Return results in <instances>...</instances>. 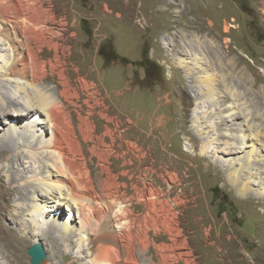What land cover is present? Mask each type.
Listing matches in <instances>:
<instances>
[{
    "label": "rangeland",
    "instance_id": "rangeland-1",
    "mask_svg": "<svg viewBox=\"0 0 264 264\" xmlns=\"http://www.w3.org/2000/svg\"><path fill=\"white\" fill-rule=\"evenodd\" d=\"M30 4L35 22L59 26L58 43L70 48L73 53L70 62L90 81L84 76L88 74L108 99L107 112L111 118L123 123L132 121L129 129L121 125L118 130L124 138H116L113 143L107 139L105 145L99 146L101 157L88 153L87 149L95 144L88 142L79 160L75 159L77 162L84 159L81 163L90 172L92 182L100 168H108L119 183L118 192L130 197L133 188H141V174L146 170V181L152 187L161 190L172 187L170 203L173 204L171 199L177 193L183 195L184 208L174 206L176 225L197 264H221L217 249L204 239V230L209 225L214 234L223 231L227 236L228 230L233 231L234 239L223 248L224 253L230 251L226 262L235 263L239 259L245 260L244 264H264V197L239 196L223 168L199 155L201 141L191 131L192 111L197 105L202 106V100L207 101L204 105L208 107H201V120L204 121L206 112L211 115L209 107L213 103L207 100L208 95L217 98L215 109L211 110L219 117L220 111L229 113L225 104L233 101L236 104L234 98L242 96L239 91L243 90L250 95L252 108L249 107L253 111L248 112L252 113L253 126L260 134L264 133V0H38ZM11 17L15 18L16 12ZM14 20L11 18L9 24ZM170 36L173 45L167 49L162 38ZM195 53L206 61L201 63L203 69L198 74H211L209 80L215 83L210 82L214 89L210 88L209 94L202 90L196 97L193 76L187 79L174 64L176 57L190 58ZM70 69L75 78L74 68ZM47 77L54 76L47 71ZM56 83L57 79L53 84ZM258 103L263 107H254ZM235 116L237 122L247 118L240 112ZM94 118L90 119H97ZM97 125L101 129L104 121H97ZM249 128L243 126L245 133H255L253 127ZM187 140L195 150L193 155L184 150ZM129 143L135 148L131 149ZM9 154L8 150H0V162H6ZM165 172L177 180L171 184ZM7 178L0 172V204L7 207L0 215V262L31 264L27 251L34 245L32 239L21 235L19 227L8 219L18 191L9 184L13 178ZM164 198L163 195L160 200ZM134 214L140 219L145 214L144 205L137 206ZM153 215L147 219L148 223L145 221L149 240L153 239L155 246L171 244L174 235L166 233ZM202 219H207L208 224L202 225ZM153 227L160 229L158 236ZM50 240L41 243L44 251L45 247L50 249ZM135 250L138 264H185L177 249L163 253L167 263L161 261L152 244L143 254L138 248ZM53 257L57 264H78L71 253L57 252Z\"/></svg>",
    "mask_w": 264,
    "mask_h": 264
},
{
    "label": "bare ground",
    "instance_id": "bare-ground-1",
    "mask_svg": "<svg viewBox=\"0 0 264 264\" xmlns=\"http://www.w3.org/2000/svg\"><path fill=\"white\" fill-rule=\"evenodd\" d=\"M37 1L0 0V150L10 152L6 162H0V172L9 180L13 178L9 184L18 191L8 219L19 227L21 235L29 236L33 244L51 239L50 249L45 247L46 255L37 264H57L53 259L57 252L74 254L78 264H138L135 249L143 254L150 244L162 262L167 260L165 251L177 249L185 264H197L176 225L174 206L186 205L182 194L177 193L171 199L173 204L170 203L172 187L167 190L152 187L146 181L147 171L144 170L141 188H133V195L128 197L118 192L119 183L110 169L100 168L92 182L90 172L81 163L84 159L77 162L88 142L95 143L87 149L88 153L101 157L99 146L107 139L113 143L116 138H122L118 130L121 125L129 129L132 121L123 123L116 117L111 118L107 112L110 110L106 104L108 99L102 96L88 74L84 76L90 81L85 80L81 69L70 62L73 60L70 48L58 43L59 26L50 27L34 21L30 3ZM22 5L29 8L24 9ZM14 12L15 18L11 17ZM11 18L15 19L12 25L9 24ZM162 45L169 49L173 38L163 37ZM174 60L187 79L193 76L194 97L202 90L209 94L212 75L198 74L203 69L201 63L206 62L203 57L195 53L190 58L180 56ZM70 67L74 68L75 78L71 76ZM47 71L54 77L48 78ZM239 92L242 96L234 98L236 104L234 101L225 104L229 113L220 111L219 117L211 110L217 98L208 95L207 100L213 103V107H209L211 115L207 116L206 112L204 121L201 120L202 108L208 107L204 105L207 101L202 100V108L197 105L192 111L191 131L201 141L199 155L223 168L239 196L264 197V133L260 134L253 126L248 91ZM229 94L232 95L230 91ZM239 112L247 118L237 122L235 115ZM91 116L97 119H90ZM99 120L104 121L101 129L97 125ZM244 125L253 127L255 133H245ZM184 144V150L193 155L195 150L189 141ZM132 146L135 148L131 144V149ZM165 174L170 176L171 184L177 180L171 173ZM163 195L166 198L160 200ZM133 199L136 203H132ZM140 205H144L145 214L138 219L134 211ZM6 208L0 204V215ZM151 214L156 215L166 233L174 235L171 244L155 246L154 240H149L145 221ZM201 222L208 224L207 219ZM153 228L158 236L160 229ZM232 233L228 230L227 236L223 231L214 234L209 225L203 235L210 241L208 245L217 249L221 264H244L245 260L237 259L235 263L225 260L230 251L224 253L223 248L234 239Z\"/></svg>",
    "mask_w": 264,
    "mask_h": 264
},
{
    "label": "water",
    "instance_id": "water-1",
    "mask_svg": "<svg viewBox=\"0 0 264 264\" xmlns=\"http://www.w3.org/2000/svg\"><path fill=\"white\" fill-rule=\"evenodd\" d=\"M27 253L30 256L31 264H37L46 255L44 248L40 243H35L34 245H32L28 249Z\"/></svg>",
    "mask_w": 264,
    "mask_h": 264
},
{
    "label": "built area",
    "instance_id": "built-area-1",
    "mask_svg": "<svg viewBox=\"0 0 264 264\" xmlns=\"http://www.w3.org/2000/svg\"><path fill=\"white\" fill-rule=\"evenodd\" d=\"M229 20H230L231 22H234V19H233V18H229ZM229 27H230L231 29H233V30L236 29L235 26H234V25H231V24H229ZM248 60H251V65H253V60L250 59V58H248ZM253 66H254V65H253ZM254 107H263V106L260 105V104L258 103V104H255Z\"/></svg>",
    "mask_w": 264,
    "mask_h": 264
},
{
    "label": "trees",
    "instance_id": "trees-1",
    "mask_svg": "<svg viewBox=\"0 0 264 264\" xmlns=\"http://www.w3.org/2000/svg\"><path fill=\"white\" fill-rule=\"evenodd\" d=\"M252 30H255V29H252ZM256 31V30H255Z\"/></svg>",
    "mask_w": 264,
    "mask_h": 264
}]
</instances>
